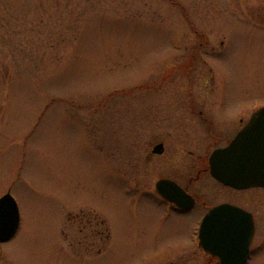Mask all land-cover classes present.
I'll list each match as a JSON object with an SVG mask.
<instances>
[{
	"label": "rangeland",
	"instance_id": "obj_1",
	"mask_svg": "<svg viewBox=\"0 0 264 264\" xmlns=\"http://www.w3.org/2000/svg\"><path fill=\"white\" fill-rule=\"evenodd\" d=\"M174 1L206 20L213 45L224 33L214 70L165 62L186 21L167 2L133 17L110 0H0V197L9 192L21 214L0 264L200 263L173 254L190 245L196 214L168 216L130 188L126 161L142 150L130 146L127 113L143 92H163V106H175L168 93L213 92L218 113L264 105V27L248 22L243 0ZM134 163L151 185L157 170Z\"/></svg>",
	"mask_w": 264,
	"mask_h": 264
},
{
	"label": "flooded vegetation",
	"instance_id": "obj_2",
	"mask_svg": "<svg viewBox=\"0 0 264 264\" xmlns=\"http://www.w3.org/2000/svg\"><path fill=\"white\" fill-rule=\"evenodd\" d=\"M110 1L114 9L125 12L127 16L143 17L152 13L150 0ZM153 2L156 7H166L165 2L169 9L176 7V10L183 12L181 19L183 16L187 21L185 25L186 21L182 19L181 26L185 27L179 35L180 40L173 47V56L166 58L165 62L210 66L212 55L217 57L226 44L224 33L215 31L225 39H220L219 46H215L206 36L211 31L205 29L204 18L199 16L200 21L194 23L187 7H183V10L178 8L176 4L179 2L174 0ZM257 2L256 9H247L246 0L242 4L248 14V22L255 27H264V0ZM158 16L163 14L159 12ZM194 68L189 67L188 76ZM143 93V106L127 113L128 120L125 122L130 146L142 150L139 158L134 153L126 161V168L131 173L130 188L136 186L143 189L144 194L156 196L152 199L161 204L168 216L176 213L183 217L196 214L189 234L190 245L173 254H179L182 258L189 254V260L191 256L198 255L199 264H253L264 254V187L236 188L226 185L214 177L210 160L216 150L228 147L245 130L255 113L264 109V105L252 108L251 112L219 107L222 110L219 114L216 112L219 104L216 106V103H220V96L213 106V92L166 94L174 99L175 106H163V92ZM158 146H161V153L155 152ZM134 162L145 163L143 169L146 172L148 169L157 170L158 176L151 185L135 176L132 167H137V163ZM154 162L156 167L152 166ZM158 182L163 184L158 187ZM210 187L213 192L209 191ZM202 232L208 243L206 248L201 244ZM213 254L237 255L231 260L224 258L222 261Z\"/></svg>",
	"mask_w": 264,
	"mask_h": 264
},
{
	"label": "water",
	"instance_id": "obj_3",
	"mask_svg": "<svg viewBox=\"0 0 264 264\" xmlns=\"http://www.w3.org/2000/svg\"><path fill=\"white\" fill-rule=\"evenodd\" d=\"M160 149L161 146H158L155 152L161 153ZM210 163L214 177L226 185L236 188L264 187V109L255 113L245 130L228 147L216 150ZM162 184L158 182L157 186ZM169 198L176 202L173 196ZM20 223L18 203L8 193L0 198V243L10 241L18 232ZM201 244L205 248L208 245L203 232ZM213 255L223 261L224 258L231 260L237 254Z\"/></svg>",
	"mask_w": 264,
	"mask_h": 264
},
{
	"label": "trees",
	"instance_id": "obj_4",
	"mask_svg": "<svg viewBox=\"0 0 264 264\" xmlns=\"http://www.w3.org/2000/svg\"><path fill=\"white\" fill-rule=\"evenodd\" d=\"M97 222H98L99 226H101L102 230L105 231L104 220H99V219H98ZM108 234H109V233H108ZM108 234H107V235H108ZM102 243H103V241H102Z\"/></svg>",
	"mask_w": 264,
	"mask_h": 264
},
{
	"label": "bare ground",
	"instance_id": "obj_5",
	"mask_svg": "<svg viewBox=\"0 0 264 264\" xmlns=\"http://www.w3.org/2000/svg\"><path fill=\"white\" fill-rule=\"evenodd\" d=\"M21 215V214H20ZM103 220V219H102Z\"/></svg>",
	"mask_w": 264,
	"mask_h": 264
}]
</instances>
